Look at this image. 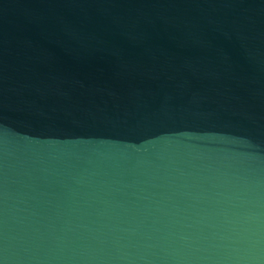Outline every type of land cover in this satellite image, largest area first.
Segmentation results:
<instances>
[{"label":"water","instance_id":"obj_1","mask_svg":"<svg viewBox=\"0 0 264 264\" xmlns=\"http://www.w3.org/2000/svg\"><path fill=\"white\" fill-rule=\"evenodd\" d=\"M0 264H264V0H0Z\"/></svg>","mask_w":264,"mask_h":264}]
</instances>
